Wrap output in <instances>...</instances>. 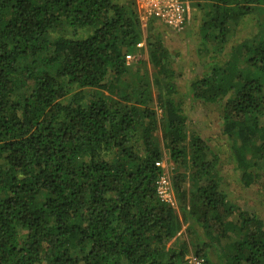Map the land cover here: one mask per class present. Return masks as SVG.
Masks as SVG:
<instances>
[{
	"label": "trees",
	"instance_id": "trees-1",
	"mask_svg": "<svg viewBox=\"0 0 264 264\" xmlns=\"http://www.w3.org/2000/svg\"><path fill=\"white\" fill-rule=\"evenodd\" d=\"M181 1L203 12L199 51L210 43L213 54L240 19L264 12V0ZM136 2L0 0V264H187L183 226L201 264H264V221L228 200L219 156L188 112L220 107L234 169L258 184L264 21L190 82L188 106L149 28L158 118L147 74L125 59L142 35ZM164 151L179 213L156 191Z\"/></svg>",
	"mask_w": 264,
	"mask_h": 264
},
{
	"label": "rangeland",
	"instance_id": "rangeland-1",
	"mask_svg": "<svg viewBox=\"0 0 264 264\" xmlns=\"http://www.w3.org/2000/svg\"><path fill=\"white\" fill-rule=\"evenodd\" d=\"M137 6V2H136ZM185 15L183 22L176 26H167L162 22L155 20L153 24H149L151 19L140 21V29L142 32L141 46L137 47L138 52L131 54V59L127 60V64L131 66L132 73L135 75L147 74V80L151 84L150 95L152 102H148L151 108L157 111V117L159 118L160 110L156 106L155 95L156 87L152 84V76L154 70L149 62L148 51L146 48V41H148V35L153 31V35H161V38L168 50V58L172 65L176 67L179 72L177 75V89L179 91L177 100H184V106L189 105V101L186 98L188 92V86L190 82L202 77L208 73L213 65H221L228 59V55L231 52V47L236 45L239 41L249 38L250 36L258 32L256 21H264V12H255L251 15H246L240 19L237 25L234 36L231 41L224 46L223 51L210 52L213 45L207 43L205 45L207 52H200L203 48L200 35V25L202 21L203 12L194 5L193 2H184ZM137 12L138 8H137ZM152 30L149 32L148 29ZM131 81H135V78H130ZM193 119V128L196 129L208 142L209 146L218 154L221 166L220 170V188L227 193L228 200L234 205L244 209L255 211L264 221V172L259 180V183L246 187L244 182L240 178L239 171L234 169L235 167V152L231 151L230 144L228 143L226 136L222 133V121L220 107L216 104L208 105L206 107L200 105L191 106V110L188 111ZM156 137L162 140L160 136V129L156 130ZM162 169L166 175H169L172 170L175 171V167L168 161L167 153L164 151L163 160L159 161ZM239 173V174H238ZM175 196V194H174ZM175 201L173 207L175 212L179 213L178 203ZM183 226L181 231L177 234L180 240L187 243L188 252L185 255V259L194 254V249L191 240L194 238H188V232L184 231Z\"/></svg>",
	"mask_w": 264,
	"mask_h": 264
},
{
	"label": "built area",
	"instance_id": "built-area-1",
	"mask_svg": "<svg viewBox=\"0 0 264 264\" xmlns=\"http://www.w3.org/2000/svg\"><path fill=\"white\" fill-rule=\"evenodd\" d=\"M137 8L139 11L140 21L154 19L162 22L167 26H176L183 22L185 15L184 2L181 0H137ZM138 47L141 43L137 44ZM130 54L125 56L126 61L131 59ZM155 166H161V163L155 162ZM156 191L159 198L171 205L175 206L176 198L168 175L164 172L156 181ZM177 203V202H176ZM202 259L191 255L187 258V264H201Z\"/></svg>",
	"mask_w": 264,
	"mask_h": 264
}]
</instances>
